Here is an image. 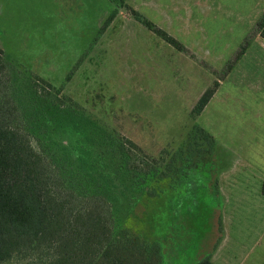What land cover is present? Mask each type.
<instances>
[{"label": "rangeland", "instance_id": "1", "mask_svg": "<svg viewBox=\"0 0 264 264\" xmlns=\"http://www.w3.org/2000/svg\"><path fill=\"white\" fill-rule=\"evenodd\" d=\"M126 3L181 48L126 10L101 32L107 0H0V48L54 86L72 70L65 93L153 157L172 154L194 127L210 134L213 169L189 164L124 227L159 242L163 264H197L217 250L219 264H264V0Z\"/></svg>", "mask_w": 264, "mask_h": 264}, {"label": "trees", "instance_id": "2", "mask_svg": "<svg viewBox=\"0 0 264 264\" xmlns=\"http://www.w3.org/2000/svg\"><path fill=\"white\" fill-rule=\"evenodd\" d=\"M107 2L113 9L101 32L126 10L181 48L126 0ZM256 31L264 40V13ZM72 73L54 86L0 48V264H163L160 243L132 235L125 221L189 164L213 169L214 139L194 127L172 154L153 157L65 93ZM260 193L264 198V183ZM197 264L213 263L206 257Z\"/></svg>", "mask_w": 264, "mask_h": 264}, {"label": "crops", "instance_id": "3", "mask_svg": "<svg viewBox=\"0 0 264 264\" xmlns=\"http://www.w3.org/2000/svg\"><path fill=\"white\" fill-rule=\"evenodd\" d=\"M217 251H218V250H217ZM217 251H214V252L212 253V256H209L210 261H211L213 264H219V262L216 261V257H215V253H216Z\"/></svg>", "mask_w": 264, "mask_h": 264}]
</instances>
